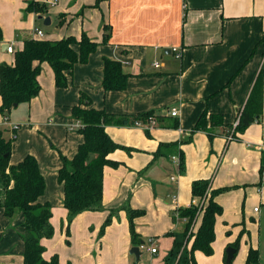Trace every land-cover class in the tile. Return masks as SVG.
<instances>
[{
	"label": "crops",
	"instance_id": "1",
	"mask_svg": "<svg viewBox=\"0 0 264 264\" xmlns=\"http://www.w3.org/2000/svg\"><path fill=\"white\" fill-rule=\"evenodd\" d=\"M28 1L31 0H12L14 16L23 11L26 17L35 21L43 20L44 23L48 18V25H57L61 18L63 23L55 27L49 40L69 35L78 38L85 32L98 43L87 61L76 63L71 75L67 76L69 84L74 81L82 86L83 96L89 99L92 107L116 115L130 116L147 110L164 115L163 121H155L150 126L149 135H146L142 122L105 126L109 136L127 146L131 153L116 149L108 154L118 160L119 165L103 169L104 209L100 211L101 218H105L110 209L124 204L136 209L151 207L160 214V218L154 220L157 231L174 230L172 233L181 235L185 220L177 217L175 210L191 204L196 199L191 197L189 203L191 184L205 180L208 192L223 189L214 196L222 207L221 214L215 219V237L216 227L232 234L229 240L217 246L216 264H226L225 249L222 254L220 250L231 246L238 237L236 252L242 255L236 264L244 263L249 247L258 249V264H262L264 168L259 174V167L264 156V0H34L46 6L41 14L26 12ZM20 23L19 20L14 25L13 40H3L2 35L0 38L2 51L12 55L9 64L13 53L6 51L7 45L14 50L20 49L24 39L37 37L33 34L34 28L43 32L42 39L45 36L37 25L29 29L22 28ZM104 24L107 25L105 31ZM103 32L106 41H103ZM172 48L179 50L178 58ZM103 58L119 61L123 72L128 74L123 90H103ZM41 69L46 73L45 87L41 92L44 95L47 89L50 93L49 109L44 97L42 102L32 98L26 108H22L26 109L27 121H33L36 114L43 112L50 114L48 121H41L44 130L55 127L60 132L65 129V133H73L78 126L71 108L80 103L82 95L79 96V91L69 84L67 87L54 86L53 72L46 62L40 64V73ZM259 71L263 99L258 121L252 122L242 133H237V139L230 141L226 140L230 128H214L216 134L211 139L204 130L192 131L203 111L223 114L224 124L233 125ZM20 105L23 103L16 108ZM172 108L177 110L176 116L170 115ZM174 121L178 124L176 128L170 126ZM11 124L0 128L7 130L6 137L12 135ZM52 129L45 130L50 137ZM17 130L11 144V164L26 154L19 152L20 139L15 141ZM73 137L78 144L83 140L81 134ZM75 151L69 155L72 157ZM179 155L183 158L182 167L173 159ZM38 166L40 168L39 162ZM44 192L39 198L41 202L48 200L43 198ZM61 198L63 200V187ZM171 210L172 216H176L175 221L170 217ZM94 212L98 211H84L76 216L86 215L83 219L89 222L86 218L92 214L87 213ZM144 216L145 212L136 217L134 224L142 221ZM12 219L11 222L17 224L22 222L23 216L16 212ZM11 222L0 216V248L5 247L0 264H23L21 251L17 249L19 240H11L15 227ZM113 223L120 224L126 234L117 254H122L123 249L131 254L130 248L134 245L130 242L126 212L118 211L112 217ZM137 227L140 244L143 230L141 226ZM19 229L23 233V227ZM153 241V246L157 247V238ZM157 253L158 249L150 254ZM202 255L209 256L195 251V261L196 256L201 258ZM43 256L48 259L46 251ZM131 257L136 264L133 254ZM58 259L64 264L59 256Z\"/></svg>",
	"mask_w": 264,
	"mask_h": 264
},
{
	"label": "trees",
	"instance_id": "2",
	"mask_svg": "<svg viewBox=\"0 0 264 264\" xmlns=\"http://www.w3.org/2000/svg\"><path fill=\"white\" fill-rule=\"evenodd\" d=\"M25 10L41 14L46 10V6L31 0L27 2ZM61 23L63 22L59 18L58 24ZM106 28L107 25L104 24L103 31ZM1 35L0 29V38ZM106 40L103 32V41ZM97 44L85 32H82L78 38L69 35L55 40L41 37L24 39L20 49H13L12 62L0 64V115L7 117L6 114L16 107L14 104L27 103L40 91L37 77L42 62H46L52 69L56 87H65L67 76L71 75L74 65L85 63L88 56L95 51ZM127 79L128 74L123 72L119 61L103 58L101 85L104 91L123 90ZM262 99L263 81L259 71L244 105L238 112L237 123L232 134L233 139H237V133H242L248 125L260 119ZM71 113L79 124L77 129L83 140L70 160L61 155V166L58 170V182L63 187V207L67 212L66 231L69 222L76 215L84 211L104 209L102 204L103 169L105 166L115 168L119 165V162L110 158L108 154L116 149L128 150L126 146L109 136L105 126L128 123L133 125L137 122L146 124L150 120H164V115L157 114L153 110L130 116L108 113L92 107L89 99L83 95L80 96V103L71 108ZM18 126L10 129L12 131L10 137L5 136L7 130H0V209L6 217H12L16 212H20L23 216L21 235L24 245L23 264H62L57 254H53L49 259L43 256L45 247L42 240L53 234L50 222L52 208L49 203L39 200L45 189V179L36 158L27 154L17 163H10L11 144ZM170 126L176 128L178 124L174 121ZM217 127L231 129L232 125L224 124L223 114L203 111L192 131L204 130L211 139L216 134L214 128ZM145 133L149 135L148 127L145 128ZM182 159L179 155L180 167L183 166ZM263 168L264 156L261 158L259 174L262 173ZM206 187L205 180L194 181L191 184L192 197L201 198ZM222 190L216 189L205 193L202 206L191 203L188 206L176 208V216L185 220L184 228L181 235L171 233L173 243L164 258V264H167L169 257L182 245V238H186L185 245L189 244V246L186 251L184 249L185 256L179 260L181 264H196L195 251H201L205 255L212 254L215 219L222 212V207L214 200V196ZM120 210L126 212L131 244H139L140 239L134 231V219L143 215L144 210L133 209L127 204L109 210L101 232ZM176 216H172V220L175 221ZM189 228L190 232L187 236ZM231 246L237 251L239 237ZM258 262V249L249 247L243 264H258Z\"/></svg>",
	"mask_w": 264,
	"mask_h": 264
},
{
	"label": "rangeland",
	"instance_id": "3",
	"mask_svg": "<svg viewBox=\"0 0 264 264\" xmlns=\"http://www.w3.org/2000/svg\"><path fill=\"white\" fill-rule=\"evenodd\" d=\"M18 15H20L19 18H17ZM19 20L21 21L20 26L22 28L28 27L30 29L34 24L40 27L45 32L44 39H51L50 37L54 35L55 27H57L58 25H45L43 23V20L35 21V19H33L32 17L31 19H29V17L25 16V13H23V11H19L14 16L12 0H0V29L2 32L3 40L11 41L14 39L16 32V29H14V25L17 24V21ZM58 28L60 27L58 26ZM15 46L16 44L14 45V47ZM0 58L1 63H8V60L12 58V55H9L5 53V51H2L0 46ZM45 75L46 73L41 69V73L38 78L40 91L32 98H38L42 102V98L44 97V103L47 109H49L48 101L50 98V93L47 89H45L44 95H42L41 92L42 90H44L46 83ZM52 82L54 86H56L53 77ZM68 84L69 82L67 79V85L65 87H67ZM69 86H73L74 88H76L77 91H79V96L84 95L81 88L82 86L79 83L73 81V83L70 82ZM27 105L28 102L23 103V105H20L18 108H13L10 111V114H6L8 115L7 118L0 116V128L8 125L9 123H12L11 126L16 124L19 125L17 128L18 130L16 129L17 138L15 140H21H19V143H21L19 152H25L26 154H24V156L27 154L34 156L40 164V169L45 179V192L43 198L46 197L48 199L45 202L51 205L53 212L51 222V225L53 227V234L51 237L44 238L42 240V244L44 245L46 251L45 257H48L49 259L53 254H57L59 258L64 261V264H135L134 260H132L131 257L132 254H129L128 250L124 251L123 249L122 254H117V250L120 248V246H122L124 236H126L125 231L122 229V226L120 224H112L111 219L110 223L106 225L101 232L102 225L107 217L106 216L105 218H101L100 211H103V209L98 210V212L87 213L92 214L90 215V217L86 218L87 220H89V222L83 219L86 215L75 216L69 222L68 230L66 231L67 215L65 214L62 206V187L58 182V170L60 168L58 167V165L59 162L61 165V155L65 156L68 160L72 158L69 153H72L75 149L77 150V147L80 144H78L77 141L73 139V136L75 134L80 135V132L76 130L72 131L73 133L67 134L65 133V129H63V132H60L55 127L45 128V130L53 128L49 132L51 135L50 137L42 128L41 123L43 119L44 121H48L50 119V114H44L43 112L38 113L34 116L33 121H27L26 109L22 110L23 106L26 108ZM21 119H23V121H21ZM120 150H124L127 154L131 153V151L128 152L126 149ZM11 160H14L13 156H11ZM207 191H209V188L206 187V192ZM191 197L192 196H190L189 203L191 202ZM136 210H144L145 212L144 219L138 223L135 222L134 224V231L136 233L138 232L137 225L141 226L140 228L143 230L141 234L142 240L145 242V247H149V243H147V241L150 238H157L156 248L158 249V253L155 255H151L149 252L143 250L141 254V260L146 262L147 264H164V258L172 247L173 236L171 233L174 230H172V232L169 230L162 232L155 229L156 224L154 220L156 218H160V214L156 209L151 207H141ZM0 216L5 217L6 220H9L10 222L14 217H6L3 214L2 209H0ZM170 217L172 218V210L170 211ZM151 221H153L154 223ZM22 222H17V224H13V222H11L10 224H13L15 226L12 228L13 232H11V234L13 237L11 240H19L17 249L21 251L20 255H22L23 258L24 245L21 237L22 233L19 229L22 226ZM108 226H110L111 228L108 229ZM2 228L4 227H1V229ZM189 232L190 228L187 236ZM231 236L232 234H228L226 230H220L216 227V237L213 242L214 246L212 254L209 256L207 255L208 257L202 255L201 258H198L200 256L199 253L198 257L196 256V264H216L214 256L216 254L217 246H219L222 241L229 240ZM182 241V245L177 250H175L171 257H169L167 264H181L179 260L180 258L185 256V251L187 250L188 245H185L186 238H182ZM225 248L226 247H223L220 250V254H222L223 249ZM3 255H5V247L2 246L0 248V258L3 257ZM241 255L242 253L236 252L229 264H236ZM262 264H264V253L262 256Z\"/></svg>",
	"mask_w": 264,
	"mask_h": 264
},
{
	"label": "built area",
	"instance_id": "4",
	"mask_svg": "<svg viewBox=\"0 0 264 264\" xmlns=\"http://www.w3.org/2000/svg\"><path fill=\"white\" fill-rule=\"evenodd\" d=\"M34 34L37 36V37H42L43 36V32L39 29V28H34ZM6 51L7 52H13V48L10 46V45H7V47H6ZM172 52H173V54L175 55V57H179L180 56V52H179V50L177 49V48H172ZM155 66H158V64L156 63V62H154L153 63ZM170 115L171 116H176L177 115V110L175 109V108H172L171 110H170ZM4 118H7V117H4ZM236 123H237V120L233 123V125H232V128L228 131V133L226 134V140L227 141H230V140H232L233 139V130H234V127H235V125H236ZM136 124H141L140 122H137ZM155 124V120H150L148 123H146L145 124V128H150V126H153ZM17 126V124L16 125H13L12 127H11V129H14L15 127ZM77 126H79V124L77 123ZM173 159L178 163V158H176V157H173ZM208 192V191H207ZM206 192V193H207ZM204 200H205V193H204V195L200 198V199H193L192 200V202L191 203H193V204H195V205H198V206H202L203 205V203H204ZM147 243H149V247H145V242L143 241L142 243H140L139 245H138V248H139V250L141 251V250H147V251H149L151 254H154L156 251H157V249H156V247L155 246H153L154 245V241H153V238H150L148 241H147ZM136 264H147L146 262H144V261H142L141 259H138V261H136Z\"/></svg>",
	"mask_w": 264,
	"mask_h": 264
},
{
	"label": "water",
	"instance_id": "5",
	"mask_svg": "<svg viewBox=\"0 0 264 264\" xmlns=\"http://www.w3.org/2000/svg\"><path fill=\"white\" fill-rule=\"evenodd\" d=\"M38 18H41V16H38ZM45 24L49 23L48 18L44 21ZM14 106H17V104H14ZM142 243V242H141ZM130 253L134 255L135 260L138 261L140 256V250L137 245H134L130 248ZM236 253V249L232 246H227L225 248V263L228 264L233 259L234 255Z\"/></svg>",
	"mask_w": 264,
	"mask_h": 264
}]
</instances>
